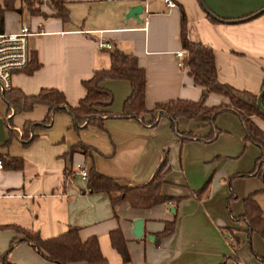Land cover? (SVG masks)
<instances>
[{
	"label": "crops",
	"instance_id": "0c3cea01",
	"mask_svg": "<svg viewBox=\"0 0 264 264\" xmlns=\"http://www.w3.org/2000/svg\"><path fill=\"white\" fill-rule=\"evenodd\" d=\"M39 1L45 17L20 9L3 13L2 31H17L21 25L30 29L27 46L31 59L38 63L29 74L23 70L13 73L10 87L25 95L54 88L69 106H76L85 93L82 81L94 70L108 68L110 53L118 50L132 54L144 71L145 112L137 118H103L101 129L87 126L76 131L67 112L55 111L49 115L50 124L34 131L35 138L22 146L19 138L23 125L40 123L47 109L34 105L27 112L12 114L0 90V159L22 161L18 169L0 168V255L14 239L5 255L8 263L54 264L27 242L17 240L22 235L5 226L37 232L41 238L59 235L74 226L81 241L95 236L106 258L112 251L116 253L109 244L108 232L119 228L131 256L122 264H219L224 256L232 254L241 264H258L247 257L242 245L246 240L260 255L254 257L263 260L264 248L257 238L263 240L255 233L249 235L245 223L234 219L243 212L242 199L257 191L237 194L232 188L246 179L253 184L258 181L260 191L263 188L259 178L241 176L253 169L260 150L243 139L237 115L231 111L218 113L213 119L218 133L210 142L198 139L210 130L201 115L191 120L177 119L179 132H191L197 138L182 142L164 114L155 117L153 126H145L142 121H150L149 111L157 103L177 98L196 101L200 96L202 87L186 69L179 68L181 57L175 54L182 50L180 10L185 16L187 39L211 49L217 80L257 94L264 75V0H172L173 7L162 0H64L67 22L52 15L50 0ZM137 4L142 6L141 11L133 10ZM208 13L214 21L209 20ZM99 43L110 47H98ZM99 86L111 95L109 106L101 109L118 114L130 93L128 81L103 79ZM223 102L225 98L215 93L205 99L206 106ZM251 120L264 131L261 118L251 116ZM78 142L90 147L87 154H69ZM245 145H250L249 157H243ZM236 153L238 159L247 162L240 165L236 160L226 167L221 164L220 156ZM90 167L126 186L146 183L161 167L160 193L181 199L147 209H134L126 203L111 206L107 194L90 191L85 178L80 177L78 171L87 173ZM209 173L211 186L206 195L200 200L190 197V191L208 183L203 181ZM231 190L234 198L226 205ZM135 219L142 221L138 238L131 233ZM170 221H174L173 232L155 241V234ZM233 238L237 244L231 252ZM231 261L235 262L228 258L226 264Z\"/></svg>",
	"mask_w": 264,
	"mask_h": 264
},
{
	"label": "trees",
	"instance_id": "16d2710c",
	"mask_svg": "<svg viewBox=\"0 0 264 264\" xmlns=\"http://www.w3.org/2000/svg\"><path fill=\"white\" fill-rule=\"evenodd\" d=\"M39 4V0H0V31H2L3 13L5 11L20 9L32 15L47 16L40 12ZM50 4L54 9V13L52 14L54 17L60 18L62 22L69 20L64 0H50ZM207 16L209 20L214 21L213 18L215 17L213 15L208 13ZM179 39L181 48L185 51L181 57L179 68L186 69L187 74L192 80L202 87L200 96L196 101L177 98L155 104L154 108L149 111L151 114L150 121H142L143 125H155L157 113L164 114L169 119L171 130L179 136V140L182 142L183 140L197 138L191 132H179L176 128L177 119L184 118L191 120L201 115L202 121L209 124L210 130L204 137H198V139L210 142L218 133V130L213 125L214 117L223 111L235 113L240 119L244 130L243 139L251 142L260 150V155L254 161L253 169L241 176H255L259 178L263 184L262 191L264 192V131L258 128L251 120V116H258L264 121V117L256 107V93L238 90L217 80L211 49L199 42H192L187 39L185 16L182 10H180ZM37 67L38 63L32 57L23 71L29 74ZM103 79H124L129 83L130 93L123 101L122 109L118 114H112L101 109L108 107L111 101L110 93L99 86V83ZM82 87L85 90L84 96L73 107L69 106L63 94L54 88H42L35 95H25L19 89L12 87L1 91V98L7 106V110H12V114L27 112L34 105H43L47 109V114L40 123L34 125L25 123L23 125L22 134L19 138L21 145L26 146L35 138L34 131L50 124L49 115L55 111L67 112L71 117L73 129L76 131L87 126L101 129L103 118H137L145 112L143 103L145 87L144 71L137 66L136 58L132 54L113 50L109 55L108 68L94 70L89 79L82 81ZM263 87L264 75L261 80L260 89ZM209 93H215L224 97L226 102L214 106H206L205 99ZM263 97L261 98V105L264 108ZM89 150L90 147L78 142L70 148L69 154L74 151L87 154ZM0 160L4 168L18 169L22 166V161L14 157ZM85 180L86 187L90 191L107 194L111 206L126 203L134 209H147L160 203L177 202L181 199L180 197H170L160 193V186L163 182L161 167L152 174L146 183L137 186L120 185L116 180L101 175L92 167L88 169ZM206 184L198 190L190 191L189 196L200 200L206 195ZM254 195L255 193H251L242 199L243 212L234 219L243 221L246 225L247 233L249 235L251 233L257 234L264 242V211L256 202ZM233 198L234 192L231 190L230 196L226 199V205ZM5 228L13 229L16 233L21 234L22 237L17 240L27 242L44 259L54 264H71L75 262L106 264V259L101 254L97 238L90 236L81 241L77 228L74 226L50 238H41L37 232L21 229L14 225H6ZM173 230L174 221L165 222L162 230L155 234V241L168 236ZM226 231H229V229H226ZM225 238H228V236ZM108 240L110 246L119 255L121 263L128 262L129 256L120 229L115 228L110 230L108 232ZM15 241L12 239L5 253L0 255L2 264H10L5 260V255ZM236 244L237 241L233 238L230 246L232 247ZM228 258L233 259L236 264H241L234 254L224 256L223 261L219 264H226ZM259 260L262 259L259 258Z\"/></svg>",
	"mask_w": 264,
	"mask_h": 264
},
{
	"label": "built area",
	"instance_id": "2783aa9c",
	"mask_svg": "<svg viewBox=\"0 0 264 264\" xmlns=\"http://www.w3.org/2000/svg\"><path fill=\"white\" fill-rule=\"evenodd\" d=\"M167 7H173L172 0H162ZM145 10V7H143ZM31 35L30 29L21 25L17 31H0V90L10 87V78L13 73L22 71L28 65L31 55L27 46V38ZM98 47L109 48V44L99 43ZM185 51L176 52V56L182 57ZM2 163L0 160V168ZM81 178H85L86 172L83 169L78 171Z\"/></svg>",
	"mask_w": 264,
	"mask_h": 264
},
{
	"label": "rangeland",
	"instance_id": "374dc122",
	"mask_svg": "<svg viewBox=\"0 0 264 264\" xmlns=\"http://www.w3.org/2000/svg\"><path fill=\"white\" fill-rule=\"evenodd\" d=\"M22 15L26 16L25 12H23ZM234 145H235V143H234ZM222 147H224V146H222ZM234 147L235 146H233L232 149H231L232 153L235 151ZM248 147H250V145H245L243 157H249L250 156V151H249ZM241 150L243 151L242 147H241ZM241 150H240V152H242ZM237 155H238V153L232 154L231 156L230 155H222V157L220 156V158L222 160L221 164L226 167L228 164H232L236 160L240 161L239 162L240 165H242V162H247V160L244 161L243 159H238ZM229 179L230 180L232 179L231 175H230ZM234 179H236V177ZM206 181H208L206 186L209 189V187L211 186V173H209L208 177L203 181V184ZM232 184L235 186V183H231L230 186H232ZM258 186H259L258 181H255V183L253 184V182L249 181V179H246V180H243V181L239 182L234 188H232V190L235 193H236V190H237V194L242 193V192H247L249 190H251L252 192L253 191H257L255 193V195H254V198L257 201L258 205L261 207V209L264 211V192L260 191ZM178 188L182 189L183 187H178ZM257 239H258L257 241L259 242L261 247L264 248V243H262V241L259 238H257ZM244 242L245 243H243L242 245L245 247L247 257L250 258L252 261L258 263V264H264V262L262 260H259L258 257L255 258L256 257L255 254H257V253L254 250V248L252 247V245L250 246L247 240L244 241ZM234 248H236V245H233L232 247L230 246V251L232 252ZM255 248H257V250H259V247H255ZM127 253H128L129 259L131 260V256H130L128 251H127ZM257 255H259V253ZM104 258L106 259L107 264H122L119 256L114 251H112L111 255L108 258H106L105 256H104ZM262 258L264 260L263 256H262ZM239 261L241 262L240 259H239ZM232 264H235V262L234 263L232 262Z\"/></svg>",
	"mask_w": 264,
	"mask_h": 264
},
{
	"label": "water",
	"instance_id": "95a60500",
	"mask_svg": "<svg viewBox=\"0 0 264 264\" xmlns=\"http://www.w3.org/2000/svg\"><path fill=\"white\" fill-rule=\"evenodd\" d=\"M141 9H142V6L140 4L135 5L133 8V10H138V11H141ZM263 95H264V87L261 88L256 94V107L259 110L260 114L264 117V108L261 105V98L263 97ZM158 114L159 113H157V116ZM141 223H142L141 219H135L131 223L132 225L131 233L136 238L141 236Z\"/></svg>",
	"mask_w": 264,
	"mask_h": 264
}]
</instances>
